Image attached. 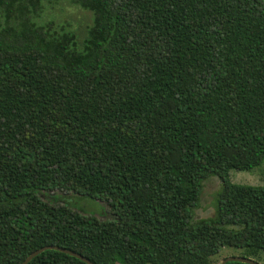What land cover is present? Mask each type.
Segmentation results:
<instances>
[{
  "label": "trees",
  "instance_id": "1",
  "mask_svg": "<svg viewBox=\"0 0 264 264\" xmlns=\"http://www.w3.org/2000/svg\"><path fill=\"white\" fill-rule=\"evenodd\" d=\"M58 3L89 14L80 36L39 22ZM263 161L264 0H0V264L44 246L93 264L254 260L264 185L229 172ZM210 177L214 215L193 220ZM54 190L109 217L40 198Z\"/></svg>",
  "mask_w": 264,
  "mask_h": 264
},
{
  "label": "rangeland",
  "instance_id": "2",
  "mask_svg": "<svg viewBox=\"0 0 264 264\" xmlns=\"http://www.w3.org/2000/svg\"><path fill=\"white\" fill-rule=\"evenodd\" d=\"M53 21L58 25H69L78 36L89 24L90 16L83 10L70 7L64 3L53 6H45L40 15L39 22ZM229 181L233 184L262 186L264 185V161L259 167L251 171H230ZM219 187V181L210 177L202 183L201 193L197 207L193 210V220L211 218L214 215L215 195ZM40 198L49 204H63L79 213L93 215L100 220L107 219L109 216L106 207L102 202L90 199L87 196L75 192L54 190L40 194ZM240 251L232 248H222L219 254L211 259V264H218L227 257H239ZM257 264H264V252L258 254L254 260Z\"/></svg>",
  "mask_w": 264,
  "mask_h": 264
},
{
  "label": "water",
  "instance_id": "3",
  "mask_svg": "<svg viewBox=\"0 0 264 264\" xmlns=\"http://www.w3.org/2000/svg\"><path fill=\"white\" fill-rule=\"evenodd\" d=\"M46 250H56V251H59V252L66 254V255H69L71 257H74L75 259H78L79 261L83 262L84 264H93L90 261H88L87 259H85L84 257H82L76 253H73L71 251H67V250H64V249H61V248H58L55 246H44V247H41L39 249H36L35 251H33L29 255H27L20 264H27L32 258H34L38 254H40L41 252L46 251ZM228 262H238V263H243V264H257L252 259H248V258H244V257H240V256L239 257L224 258L218 264H225Z\"/></svg>",
  "mask_w": 264,
  "mask_h": 264
}]
</instances>
